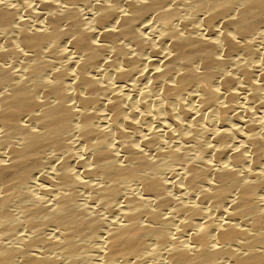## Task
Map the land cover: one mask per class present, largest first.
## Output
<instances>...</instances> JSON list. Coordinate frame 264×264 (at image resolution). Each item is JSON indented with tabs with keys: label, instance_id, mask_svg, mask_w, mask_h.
I'll return each instance as SVG.
<instances>
[{
	"label": "bare ground",
	"instance_id": "bare-ground-1",
	"mask_svg": "<svg viewBox=\"0 0 264 264\" xmlns=\"http://www.w3.org/2000/svg\"><path fill=\"white\" fill-rule=\"evenodd\" d=\"M263 132L264 0H0V264H264Z\"/></svg>",
	"mask_w": 264,
	"mask_h": 264
},
{
	"label": "rangeland",
	"instance_id": "rangeland-1",
	"mask_svg": "<svg viewBox=\"0 0 264 264\" xmlns=\"http://www.w3.org/2000/svg\"><path fill=\"white\" fill-rule=\"evenodd\" d=\"M142 35L144 34H146V33H141ZM260 48V49H259ZM258 49H259V51H261V50H263V47L261 48V46L259 47ZM143 85H144V83H142V86H141V83H140V85H138V87H143ZM261 134V136L262 137H264V132L263 133H260Z\"/></svg>",
	"mask_w": 264,
	"mask_h": 264
}]
</instances>
